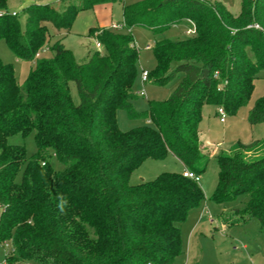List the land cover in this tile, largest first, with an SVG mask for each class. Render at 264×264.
<instances>
[{"label": "trees", "instance_id": "1", "mask_svg": "<svg viewBox=\"0 0 264 264\" xmlns=\"http://www.w3.org/2000/svg\"><path fill=\"white\" fill-rule=\"evenodd\" d=\"M8 1L0 0V41L24 61L48 45L49 25L68 30L80 12L118 2L31 0L17 13ZM127 1H119L125 29H91L103 52L84 61L59 42L21 86L0 59V245L11 249L6 264H174L182 252L181 226L206 199L199 184L176 173L138 185L130 178L146 160L169 156L203 175L211 153L200 140L201 109L208 104L235 113L249 101L264 71V32L252 26L264 25V0H241L237 17L218 1ZM190 22L195 35L163 36ZM138 27L158 36L157 69L149 79L163 85L183 75L170 98L145 113L133 107L140 75L132 30ZM120 110L151 126L122 132ZM248 122L264 123V97ZM17 135L34 136L35 156L9 143ZM52 157L60 171L50 166ZM217 162L210 201L246 198L222 225L244 229L256 222L264 229V141L239 143Z\"/></svg>", "mask_w": 264, "mask_h": 264}, {"label": "rangeland", "instance_id": "2", "mask_svg": "<svg viewBox=\"0 0 264 264\" xmlns=\"http://www.w3.org/2000/svg\"><path fill=\"white\" fill-rule=\"evenodd\" d=\"M119 1L124 2L125 0L105 1L80 12L68 30L58 31L49 25L48 45L40 51L38 57L30 61L18 59L10 50L7 42L1 40L0 59L4 64L13 67L17 82L21 86L26 83L39 61L52 57L51 48L59 42L73 54L76 61H84L89 54L98 50L95 44L96 40L91 36V29H110L112 21L115 23L123 22L122 5ZM207 1L222 2L235 17L241 12V0ZM41 2L57 4L59 0H41ZM127 2L132 1L128 0ZM30 4L31 0H9L8 9L20 13L23 8ZM20 19L21 25L24 27L25 18ZM252 26L264 32V25L255 24ZM189 27L190 25L181 23L167 29L163 36L168 39L184 38ZM132 36L139 51L140 77L143 71L152 75L157 69L153 49L158 36L139 27L132 30ZM140 77L136 85V92H144L145 95H138L133 107L136 112L145 113L149 110L150 104L167 101L181 83L183 75L175 74L163 85L154 84L151 78L143 84ZM73 97L77 101L75 89H73ZM262 97H264V71L255 80L249 101L239 107L235 113H227L225 123L220 122V117L217 114L218 107L208 104L202 107L199 125L200 138L205 149L213 154L198 183L206 199L201 208L191 213L181 226L183 249L181 254L176 257L174 264H264V229H261L256 222H250L244 229L230 230L222 225L225 219L236 216L234 210L241 209L246 198L242 197L222 205L210 201L218 184L217 156L229 152L239 143L249 144L254 140L264 141V123L251 125L248 122L249 111ZM116 117L122 132H128L142 126H151V122L147 120L131 119L124 110L118 111ZM9 143L15 147L23 148L28 158L37 154L33 135L26 138L17 135L10 138ZM49 163L55 171L62 169L60 162L55 157H52ZM184 170L183 165L172 156L163 161L148 159L133 172L130 183L138 185L142 182L153 181L163 173L181 175ZM10 251L9 247L3 248L0 245V264H6V257Z\"/></svg>", "mask_w": 264, "mask_h": 264}, {"label": "built area", "instance_id": "3", "mask_svg": "<svg viewBox=\"0 0 264 264\" xmlns=\"http://www.w3.org/2000/svg\"><path fill=\"white\" fill-rule=\"evenodd\" d=\"M12 15L16 16L17 14L14 12ZM111 29L112 30H116V31L124 30L125 29V24L124 23H122V24H113L111 26ZM195 34H196V27H195V25L193 23L190 22V27L188 28V30L186 32V35L187 36H193ZM95 44H96V48L97 49H101L102 46H101V44L99 42H96ZM148 48H150V47H148ZM141 81H142L143 84H145V83H147L149 81V73L148 72L143 71V73L141 75ZM139 94L141 96L145 95L144 92H140ZM217 114L220 117V122L221 123H225L226 112H225L224 108L219 107ZM182 175H183L184 178L193 180L196 183L200 182V175H197L196 173H194V172H192V171H190L188 169H185Z\"/></svg>", "mask_w": 264, "mask_h": 264}, {"label": "crops", "instance_id": "4", "mask_svg": "<svg viewBox=\"0 0 264 264\" xmlns=\"http://www.w3.org/2000/svg\"><path fill=\"white\" fill-rule=\"evenodd\" d=\"M122 12H123V9H122ZM123 23V22H122ZM122 23H115V22H113L112 21V23H111V25H110V27L109 28H111V26L113 25V24H122ZM188 25H190L189 23H188ZM102 29V28H101ZM140 79H141V77H140ZM137 95H140L139 94V92H137ZM141 96V95H140ZM200 140H201V138H200ZM202 142V141H201ZM203 143V142H202ZM203 145H204V143H203ZM213 154L211 153V156H212ZM224 227V226H223Z\"/></svg>", "mask_w": 264, "mask_h": 264}]
</instances>
